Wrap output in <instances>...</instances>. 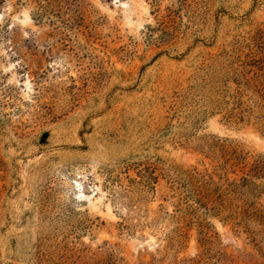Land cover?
I'll use <instances>...</instances> for the list:
<instances>
[{
	"label": "rangeland",
	"instance_id": "rangeland-1",
	"mask_svg": "<svg viewBox=\"0 0 264 264\" xmlns=\"http://www.w3.org/2000/svg\"><path fill=\"white\" fill-rule=\"evenodd\" d=\"M0 0V264H264V0Z\"/></svg>",
	"mask_w": 264,
	"mask_h": 264
},
{
	"label": "trees",
	"instance_id": "trees-1",
	"mask_svg": "<svg viewBox=\"0 0 264 264\" xmlns=\"http://www.w3.org/2000/svg\"><path fill=\"white\" fill-rule=\"evenodd\" d=\"M37 4V19L41 20L44 16L53 15L52 3L54 0H32Z\"/></svg>",
	"mask_w": 264,
	"mask_h": 264
}]
</instances>
